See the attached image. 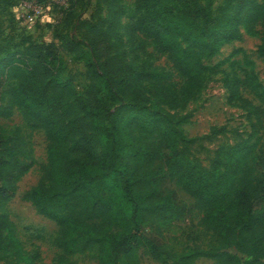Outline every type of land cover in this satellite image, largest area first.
I'll return each mask as SVG.
<instances>
[{
	"label": "trees",
	"instance_id": "1",
	"mask_svg": "<svg viewBox=\"0 0 264 264\" xmlns=\"http://www.w3.org/2000/svg\"><path fill=\"white\" fill-rule=\"evenodd\" d=\"M90 1L63 0L61 20L53 29V39L71 56L89 53L87 84L81 92L73 75L64 76L66 62L59 44L29 41L16 52L0 45V100L7 98L0 116L11 115L16 107L47 138L42 176L23 199L57 225L59 262L96 248L98 264H138V249L161 264H175L174 255L143 227L149 215H166L176 205L175 196L161 195L156 178L146 175L160 159L196 200L202 209L201 225L218 241L213 249H191L180 263L209 257L222 264H264V158L254 151L257 142L220 148L204 169L177 149L183 139L182 117L156 111L147 102L151 95L174 108L198 93L212 70L202 63L203 53L215 47L204 26L211 18L210 1L202 6L198 0H134V13L125 27L119 20V0H96L86 16ZM233 1L238 8L247 7V23L260 22L263 40L258 52L264 58V0ZM122 30L142 51L146 41L138 34L150 38L153 49L166 54L184 80L182 88L158 78L149 67V54L130 58ZM247 79L255 88L252 78ZM232 87L231 98L250 106L260 122V108ZM4 131L0 128V258L13 251L24 264H36V255L20 252L22 242L3 210L32 161L18 129L12 137H5Z\"/></svg>",
	"mask_w": 264,
	"mask_h": 264
},
{
	"label": "rangeland",
	"instance_id": "2",
	"mask_svg": "<svg viewBox=\"0 0 264 264\" xmlns=\"http://www.w3.org/2000/svg\"><path fill=\"white\" fill-rule=\"evenodd\" d=\"M208 1L211 3V18L204 26L210 32L209 38H213L215 47L203 53L202 63L212 70L203 77L198 93L183 105L174 108L159 103L151 95H148L147 101L156 111L175 118L182 117L183 122L179 127L183 139L178 140L177 149L189 161L204 169L210 167L220 148L228 149L246 140L248 144L257 142L254 151L256 154L261 152L264 158V58L258 52L263 40L261 24L247 23V7L238 8L233 0H198L202 6ZM33 2L0 0V45L16 52L29 41L51 40L59 44L66 62L64 76L73 75L76 89L81 92L87 84L84 74L88 51L80 57H73L61 48L59 40L53 39V29L59 25L62 17V0H43L41 4L38 3L40 6ZM256 2L262 4L263 0ZM119 4L122 9L119 20L122 27H125L134 13V0H119ZM35 5L38 12L33 19L25 21L20 18V13L28 9L27 6L31 9ZM81 7V3L77 5L78 10ZM95 7L96 0H91L90 5L85 8H89L86 16ZM65 31L64 28L62 32ZM122 32L130 58L136 59L138 56L139 59L140 56L143 59L149 54V67L156 72L158 78L170 86L182 88L184 80L174 70L167 55L153 49L150 38L138 34L139 38L143 37L146 41L145 51H142L137 48V42L131 44L126 30ZM179 41L184 48L189 47L184 39L180 38ZM247 76L252 78L255 88L250 85ZM232 85L236 86L241 98L260 108V122L256 121L250 106L231 98ZM5 104L7 98L3 97L0 106ZM0 128L5 130V137H12L18 129L26 141V149L32 161V166L19 178L16 190L3 209L22 242L20 252L36 255V264H98L96 248L76 252L60 263L61 250L54 244L57 225L37 214L31 203L23 199L24 193L38 183L47 163L45 133L32 127L16 107H12L11 115L0 116ZM251 164V157L248 156L246 166ZM147 174L148 177L156 178V187L161 195L175 196L176 205L174 211L166 215H149L143 223L144 231L155 236L174 255L175 264H181L180 258L189 255L193 248H216L217 237L201 225L202 209L169 175L163 161L156 159L146 169ZM230 250L236 252L234 248ZM136 255L138 264H161L143 249H138ZM238 255L243 259L247 258L241 252ZM188 260L194 264H222L216 258L209 257ZM23 262L21 255H16L13 251L6 252L5 257L0 258V264H24Z\"/></svg>",
	"mask_w": 264,
	"mask_h": 264
},
{
	"label": "built area",
	"instance_id": "3",
	"mask_svg": "<svg viewBox=\"0 0 264 264\" xmlns=\"http://www.w3.org/2000/svg\"><path fill=\"white\" fill-rule=\"evenodd\" d=\"M29 1H31V0H29ZM32 1H34V2H33L34 4L40 6V5H39L40 3L38 4V2H37L36 0H32ZM23 2H24V1H23ZM62 4H64L63 0H62ZM62 4H61V5H62ZM36 5H35V7L31 8V9H30V6H27L28 9H26V10L24 9V10L20 13V18H22V19L25 20V21H28V20L33 19V18L35 17V15H36V12H38V9H37Z\"/></svg>",
	"mask_w": 264,
	"mask_h": 264
}]
</instances>
